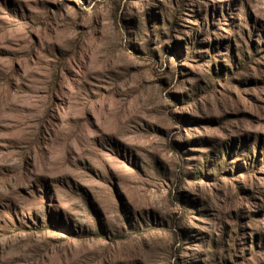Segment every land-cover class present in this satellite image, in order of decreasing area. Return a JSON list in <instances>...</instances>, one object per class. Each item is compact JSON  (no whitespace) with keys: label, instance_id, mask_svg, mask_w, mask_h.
Here are the masks:
<instances>
[{"label":"rangeland","instance_id":"rangeland-1","mask_svg":"<svg viewBox=\"0 0 264 264\" xmlns=\"http://www.w3.org/2000/svg\"><path fill=\"white\" fill-rule=\"evenodd\" d=\"M0 264H264V0H0Z\"/></svg>","mask_w":264,"mask_h":264}]
</instances>
